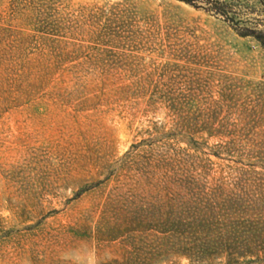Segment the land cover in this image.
Instances as JSON below:
<instances>
[{
  "label": "rangeland",
  "instance_id": "374dc122",
  "mask_svg": "<svg viewBox=\"0 0 264 264\" xmlns=\"http://www.w3.org/2000/svg\"><path fill=\"white\" fill-rule=\"evenodd\" d=\"M227 1L0 0V264H264L224 250L264 249V13Z\"/></svg>",
  "mask_w": 264,
  "mask_h": 264
},
{
  "label": "trees",
  "instance_id": "16d2710c",
  "mask_svg": "<svg viewBox=\"0 0 264 264\" xmlns=\"http://www.w3.org/2000/svg\"><path fill=\"white\" fill-rule=\"evenodd\" d=\"M191 5H195V1L204 2L205 6H199L205 9L208 13L216 16L217 18H222L228 23H232L231 25H235V18L231 17L233 14V9L230 3L227 0H185ZM260 12L264 13V0H257ZM241 24V23H240ZM240 35L241 36H251L254 37L264 48V30H260L251 26L244 25L240 27ZM250 158L256 157L254 154L248 155ZM233 237L234 241L236 242L233 246L225 248V252H227L229 257V263L237 262L241 258H248V257H257L259 259V255H264V249H248V245L252 243H256L262 240V234L256 235L248 232H240L234 231V234L230 235ZM264 241V240H263ZM199 251L196 252V254ZM252 260H246L245 263H249Z\"/></svg>",
  "mask_w": 264,
  "mask_h": 264
}]
</instances>
